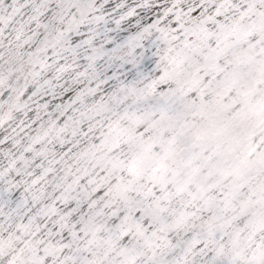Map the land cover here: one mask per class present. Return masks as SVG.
Returning a JSON list of instances; mask_svg holds the SVG:
<instances>
[{
    "label": "snow or ice",
    "instance_id": "1",
    "mask_svg": "<svg viewBox=\"0 0 264 264\" xmlns=\"http://www.w3.org/2000/svg\"><path fill=\"white\" fill-rule=\"evenodd\" d=\"M0 264H264V0H0Z\"/></svg>",
    "mask_w": 264,
    "mask_h": 264
}]
</instances>
